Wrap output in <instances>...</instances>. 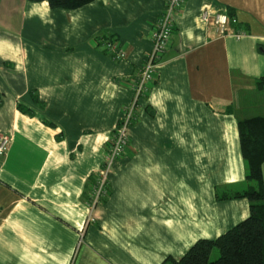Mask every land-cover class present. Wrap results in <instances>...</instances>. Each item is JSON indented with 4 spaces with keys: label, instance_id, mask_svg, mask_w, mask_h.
Returning <instances> with one entry per match:
<instances>
[{
    "label": "crops",
    "instance_id": "1",
    "mask_svg": "<svg viewBox=\"0 0 264 264\" xmlns=\"http://www.w3.org/2000/svg\"><path fill=\"white\" fill-rule=\"evenodd\" d=\"M164 3L0 0V264H162L249 214L215 188L244 182L237 122L264 116V0L185 1L91 207ZM204 8L231 10L245 35L220 36Z\"/></svg>",
    "mask_w": 264,
    "mask_h": 264
},
{
    "label": "trees",
    "instance_id": "2",
    "mask_svg": "<svg viewBox=\"0 0 264 264\" xmlns=\"http://www.w3.org/2000/svg\"><path fill=\"white\" fill-rule=\"evenodd\" d=\"M29 1H47L51 8L76 9L92 0ZM225 11L233 15L231 10ZM99 40L97 46L113 43L110 36H100ZM237 127L246 166L245 179L239 185L216 187L215 198L219 201L246 198L249 214L219 236L200 238L181 257H167L162 264H264V185L261 169L264 162V116L239 120ZM248 181H254L255 185L248 184ZM214 249L218 251V256L212 260L210 256Z\"/></svg>",
    "mask_w": 264,
    "mask_h": 264
},
{
    "label": "built area",
    "instance_id": "3",
    "mask_svg": "<svg viewBox=\"0 0 264 264\" xmlns=\"http://www.w3.org/2000/svg\"><path fill=\"white\" fill-rule=\"evenodd\" d=\"M186 0H165L162 12L154 22L151 31V49L147 52L140 74L132 85V98L124 107L123 112L111 132V136L106 140L107 149L105 152L104 165L97 171V180L93 185L92 203L94 208L100 198L107 193V176L112 162L120 158L126 151L129 144V127L135 119V112L139 99L147 94L151 84L157 77L159 59L167 49L174 31V19ZM202 22L214 27L220 36L232 35L237 39L245 35L243 30L235 28L237 18L224 11H212L204 8L200 14ZM114 43L105 44L106 48H111ZM10 144V136L0 134V158L3 157ZM1 166V163H0Z\"/></svg>",
    "mask_w": 264,
    "mask_h": 264
},
{
    "label": "rangeland",
    "instance_id": "4",
    "mask_svg": "<svg viewBox=\"0 0 264 264\" xmlns=\"http://www.w3.org/2000/svg\"><path fill=\"white\" fill-rule=\"evenodd\" d=\"M248 184H251V185H255V182L254 181H248ZM218 256V251L216 249H214L211 253V256L210 258L213 260L215 259L216 257Z\"/></svg>",
    "mask_w": 264,
    "mask_h": 264
}]
</instances>
